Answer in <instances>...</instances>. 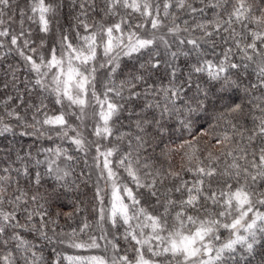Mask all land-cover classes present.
<instances>
[{
  "label": "snow or ice",
  "instance_id": "6c2138e0",
  "mask_svg": "<svg viewBox=\"0 0 264 264\" xmlns=\"http://www.w3.org/2000/svg\"><path fill=\"white\" fill-rule=\"evenodd\" d=\"M0 264H264V0H0Z\"/></svg>",
  "mask_w": 264,
  "mask_h": 264
},
{
  "label": "trees",
  "instance_id": "16d2710c",
  "mask_svg": "<svg viewBox=\"0 0 264 264\" xmlns=\"http://www.w3.org/2000/svg\"><path fill=\"white\" fill-rule=\"evenodd\" d=\"M32 27L34 29V34H33V39L35 40V43L38 44L39 43V37L42 36L43 34L39 33L38 31V27L35 25H29L26 22V27ZM17 27V26H14ZM18 27H17V31H18ZM10 40V38H9ZM19 56H15V55H10L8 57V61L9 62H16L19 61ZM205 128H207V124H205ZM197 135V140H198V149H199V154L201 157L207 155L208 152H212V153H218L220 146L216 144L215 139H210L209 136H203L200 137L199 133H196ZM187 138V137H185ZM180 144L181 141L180 140H176L174 142H169L168 147L170 149H172L173 151H171L170 155L166 158V159H162L160 161L161 164H163V166L165 168L171 167L173 170L175 171H180L181 170V166L183 164L186 163V159H185V153L190 152L191 149L185 147L183 149L180 148ZM164 147V146H162ZM157 152H159V149H157ZM131 187L135 188V185H130ZM93 189H89L87 192V199H91L92 195H93ZM64 203H69V201L65 200ZM68 210V209H65ZM61 223H63V220L61 221ZM30 238V237H29ZM68 254H73V250L71 249H67Z\"/></svg>",
  "mask_w": 264,
  "mask_h": 264
}]
</instances>
